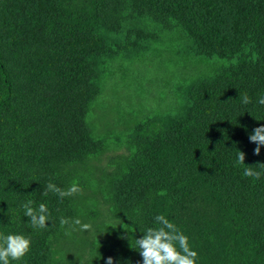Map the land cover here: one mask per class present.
Segmentation results:
<instances>
[{"label": "trees", "instance_id": "obj_1", "mask_svg": "<svg viewBox=\"0 0 264 264\" xmlns=\"http://www.w3.org/2000/svg\"><path fill=\"white\" fill-rule=\"evenodd\" d=\"M138 24L220 67L170 114L131 126L126 152L101 167L115 143L93 114L102 73L152 40ZM261 96L264 0H0V233L31 240L10 264H143L135 239L157 215L188 237L196 264H264V172L246 177L237 163V151L245 166L264 163L249 140L264 126ZM49 182L82 192L44 196ZM28 200L47 205V228L30 225ZM61 217L92 229L80 236Z\"/></svg>", "mask_w": 264, "mask_h": 264}, {"label": "rangeland", "instance_id": "obj_2", "mask_svg": "<svg viewBox=\"0 0 264 264\" xmlns=\"http://www.w3.org/2000/svg\"><path fill=\"white\" fill-rule=\"evenodd\" d=\"M138 25L153 33L152 40L144 43L142 51H123V55L110 58L102 73L99 104L93 108V114L101 132L109 134V141L114 136L115 143L97 161L101 167L126 152L124 135L131 126L158 113L170 114L184 102V90L193 80L220 67L212 58H191L175 37L148 25ZM79 232L80 236L88 235L87 231ZM85 252L88 256L87 247ZM74 254L75 251L72 257Z\"/></svg>", "mask_w": 264, "mask_h": 264}, {"label": "clouds", "instance_id": "obj_3", "mask_svg": "<svg viewBox=\"0 0 264 264\" xmlns=\"http://www.w3.org/2000/svg\"><path fill=\"white\" fill-rule=\"evenodd\" d=\"M244 105L250 104L251 98L245 93L240 97ZM257 103L264 105V96H261ZM250 142L256 144L254 155L259 156L261 146H264V126L257 127L253 134L249 136ZM245 153L237 151V163L244 165V176L256 180L261 178L264 172V163H257L253 166H245ZM260 169L257 171L255 169ZM54 193L62 201L66 197H71L81 193L82 189L76 182H73L66 190L57 187L49 182L45 186L42 195L47 196ZM33 201L28 200L22 205L24 216L29 218V223L34 229H45L48 227L50 213L47 205L41 203L38 209L32 207ZM156 227H149L142 235V238L135 239V244L139 248V255L142 257L143 264H196L198 253L194 251L189 239L177 226L170 222L164 215H157L155 218ZM61 227L68 226L75 230L79 226L80 231H91V224L82 223L80 219L60 218ZM132 228V227H129ZM132 233L135 229L132 228ZM129 238V237H128ZM31 251V240L23 235L0 233V264H10L11 261L23 260ZM105 264H114L112 257L106 258Z\"/></svg>", "mask_w": 264, "mask_h": 264}]
</instances>
